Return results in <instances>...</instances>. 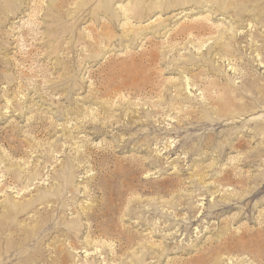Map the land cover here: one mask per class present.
Instances as JSON below:
<instances>
[{
	"label": "rangeland",
	"instance_id": "374dc122",
	"mask_svg": "<svg viewBox=\"0 0 264 264\" xmlns=\"http://www.w3.org/2000/svg\"><path fill=\"white\" fill-rule=\"evenodd\" d=\"M0 218V264H264V0H0Z\"/></svg>",
	"mask_w": 264,
	"mask_h": 264
},
{
	"label": "bare ground",
	"instance_id": "6f19581e",
	"mask_svg": "<svg viewBox=\"0 0 264 264\" xmlns=\"http://www.w3.org/2000/svg\"><path fill=\"white\" fill-rule=\"evenodd\" d=\"M29 205H31V204H29ZM17 207H18V209H19V207H20L19 204H16V205L14 206V209L17 208ZM28 207H29V206H28ZM30 207H31V206H30ZM9 209H10V208H9ZM18 209H17V210H18ZM11 210H12V209H10V211H11ZM19 211H20V209H19ZM6 212L8 213L9 211H8L7 209H5V213H6ZM12 212H14V211L12 210ZM9 214H10V213H9ZM0 219H1V218H0ZM1 220L4 222L3 219H1ZM1 220H0V221H1ZM6 224H7V223H6ZM0 227H1V226H0ZM6 227H7V226H6ZM2 228H3V230L5 229L4 227H2ZM26 228H27V227H26ZM24 229H25V228H24ZM22 230H23V229H22ZM26 230H28V229H26ZM5 231H6V230H5ZM28 231H30V230H28ZM22 232H23V231H22ZM24 232H25V231H24ZM2 240H3V239H2ZM10 247H11L10 249H13L12 246H10ZM16 247H17V246H16ZM16 249H18V248H16Z\"/></svg>",
	"mask_w": 264,
	"mask_h": 264
}]
</instances>
